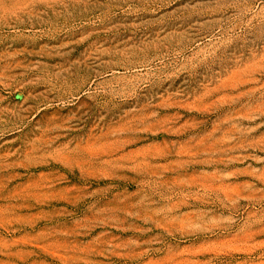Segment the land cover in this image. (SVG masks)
I'll list each match as a JSON object with an SVG mask.
<instances>
[{"label":"rangeland","instance_id":"obj_1","mask_svg":"<svg viewBox=\"0 0 264 264\" xmlns=\"http://www.w3.org/2000/svg\"><path fill=\"white\" fill-rule=\"evenodd\" d=\"M0 264H264V0H0Z\"/></svg>","mask_w":264,"mask_h":264}]
</instances>
